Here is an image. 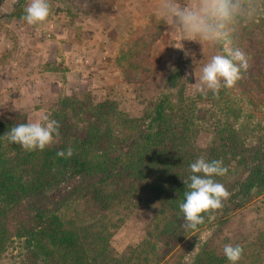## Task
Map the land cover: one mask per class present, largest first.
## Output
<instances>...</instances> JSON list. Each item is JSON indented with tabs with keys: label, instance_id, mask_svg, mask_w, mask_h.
<instances>
[{
	"label": "trees",
	"instance_id": "trees-1",
	"mask_svg": "<svg viewBox=\"0 0 264 264\" xmlns=\"http://www.w3.org/2000/svg\"><path fill=\"white\" fill-rule=\"evenodd\" d=\"M24 9L17 7L12 17L25 23ZM239 28L242 37L251 29L252 37L244 43L229 38L230 46L244 50L249 67L233 87L210 95L222 100L223 119L197 117L183 96L181 61L137 118L108 99L94 103L66 95L51 112L59 135L43 151L8 142L4 135L10 128L28 121L24 114L0 109V257L11 254L8 264H133L137 259L141 264L156 250L161 255L153 264H185L187 255L193 264H230L224 253L193 246L179 250L210 223L205 215L197 231H185L179 204L188 190L190 165L201 156L228 168L214 177L231 194L213 213L218 226L264 192V120L255 114L264 110V61L259 67L256 56H264V13ZM201 132L208 134L204 147L197 142ZM69 148L70 158L57 156ZM136 199L158 205L148 236L158 247L145 239L138 255L120 256L109 245L112 230L122 226Z\"/></svg>",
	"mask_w": 264,
	"mask_h": 264
},
{
	"label": "rangeland",
	"instance_id": "rangeland-1",
	"mask_svg": "<svg viewBox=\"0 0 264 264\" xmlns=\"http://www.w3.org/2000/svg\"><path fill=\"white\" fill-rule=\"evenodd\" d=\"M48 2V19L29 25L13 18L12 13L19 6L25 8L30 0H0L1 110L24 114L28 122L39 121L44 115L51 119L54 105L73 93L94 103L111 100L130 118H137L160 93L168 74L181 61L183 96L193 103L197 117L205 122L215 115L224 118L219 109L222 100L212 101L210 91L203 95L195 90L194 84L211 56L223 54V45L199 44L169 30L155 15L159 0ZM245 24L248 22L234 25L229 38L243 43L250 39L251 29L242 37L239 27ZM71 41L80 43L70 55L72 58L64 53ZM256 56L260 67L264 56ZM262 75L264 79V72ZM255 114L264 120V110ZM207 141L208 134L201 132L198 144L204 147ZM158 209L156 203L136 199L122 226L112 230L110 248L120 256L138 255L146 239L157 249L158 244L148 236L152 235L154 213ZM116 219L110 216L112 222ZM208 231L212 234L205 237ZM227 244L243 247L241 264H264V192L225 218L221 226L215 218L211 219L208 226L189 235L179 250L193 246L195 251L202 248L223 253ZM160 252L155 250L141 264H153ZM10 258L11 254L2 255L0 264H8ZM133 264H138V259Z\"/></svg>",
	"mask_w": 264,
	"mask_h": 264
},
{
	"label": "clouds",
	"instance_id": "clouds-1",
	"mask_svg": "<svg viewBox=\"0 0 264 264\" xmlns=\"http://www.w3.org/2000/svg\"><path fill=\"white\" fill-rule=\"evenodd\" d=\"M24 12L22 19L29 25L43 23L49 17L50 4L48 0H30ZM261 13H264V5L258 0H159L155 9V15L169 30L179 32L187 40L223 45V54L211 56L201 69L198 83H194L195 90L203 95L209 91L217 95L221 88L233 87L241 79L242 71H247V56L240 49L230 46L229 36L234 25L247 23ZM59 128L57 120L44 115L39 121L11 127L4 136L8 142L18 144L26 151H43L59 135ZM72 155L71 148L67 152H57L59 157L70 158ZM190 171V182L184 181L188 190L179 208L183 213V229L195 232L205 224V215L211 221L213 213L223 208V201L229 199L231 194L214 179L228 172L222 161H207L201 156L190 165ZM211 234L208 231L205 237ZM199 245L200 241L196 248ZM243 252V247L238 244H227L223 248L230 264H238ZM185 264H193L190 256H185Z\"/></svg>",
	"mask_w": 264,
	"mask_h": 264
},
{
	"label": "crops",
	"instance_id": "crops-1",
	"mask_svg": "<svg viewBox=\"0 0 264 264\" xmlns=\"http://www.w3.org/2000/svg\"><path fill=\"white\" fill-rule=\"evenodd\" d=\"M19 46H21V59L23 58V53H24V44L23 41H21V43L19 44ZM66 46H68L69 48H66V50L64 51L65 55H67L68 57H71L70 55H73L75 50L78 49V47H80V43L77 41H71L70 44H67ZM77 51V50H76ZM8 55H10V53H8ZM13 55V53H12ZM72 58V57H71ZM51 81V80H49ZM52 85H53V80H52Z\"/></svg>",
	"mask_w": 264,
	"mask_h": 264
}]
</instances>
